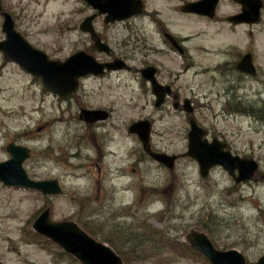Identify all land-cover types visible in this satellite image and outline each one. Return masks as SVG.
Returning a JSON list of instances; mask_svg holds the SVG:
<instances>
[{
    "label": "rangeland",
    "instance_id": "rangeland-1",
    "mask_svg": "<svg viewBox=\"0 0 264 264\" xmlns=\"http://www.w3.org/2000/svg\"><path fill=\"white\" fill-rule=\"evenodd\" d=\"M0 1L16 30L51 59L65 61L90 49V39L78 28L93 12L82 0ZM143 1L146 12L141 16L115 25H105L102 17L97 20L116 53L133 59L134 70L155 66L160 70L159 83H172L182 97L206 93L211 98L212 93L215 99L219 86L210 80L231 69L236 54L251 53L258 80L249 82L245 97L248 101L259 97L258 109H264V12L259 25L232 27L223 21L237 9L230 0L224 1L217 22L183 15L179 9L183 0ZM3 20L0 16V42L5 39ZM163 29L180 39L182 55L165 43ZM215 65L221 66L218 72L213 70ZM154 100L146 80L133 71L101 80L87 78L79 93L64 102L45 92L37 79L17 65L6 62L0 52V162L9 160L6 144L18 142L32 149L25 164L29 177L57 179L64 189L63 195L46 198L0 182L3 264H71L61 261L59 253L33 232L31 224L47 207L55 220H78L110 240L128 254V264H202L181 248L170 246L157 252L160 236L143 237L141 254H133L118 241L117 231L134 233V226L141 224L178 242L190 230L206 228L221 248L264 253V180L237 186L219 170L201 178L197 164L185 157L186 115L171 106L157 110ZM212 105L198 109L195 120L223 137L239 156L258 161V177H262L264 113L244 108L233 111L237 115L232 117L228 115L232 111L226 114L223 106ZM82 107L105 109L111 117L87 125L78 118ZM145 119L154 121L153 148L181 157L174 170L144 162L140 141L128 127Z\"/></svg>",
    "mask_w": 264,
    "mask_h": 264
},
{
    "label": "water",
    "instance_id": "water-1",
    "mask_svg": "<svg viewBox=\"0 0 264 264\" xmlns=\"http://www.w3.org/2000/svg\"><path fill=\"white\" fill-rule=\"evenodd\" d=\"M100 14L107 15L105 22L114 23L123 21L143 11L144 4L141 0H85ZM218 0H206L197 4H190L184 10L200 12L204 15L212 16L214 6ZM243 5V14L233 21L254 23L259 19V5L256 2L239 0ZM1 12V3H0ZM5 21L2 27L6 34V40L0 43V51L3 53L7 62L17 63L22 69L41 79L45 90L58 95L62 99H67L78 90V81L87 75H101L104 69H118V65L99 64L96 60L81 52L66 62L50 61L45 54L30 46V44L14 29V22L8 14H4ZM93 17L86 19L81 29L90 32L95 46L100 51L109 52V48L102 45L100 39L91 28ZM122 68V67H121ZM240 70L253 74L254 70L251 63V56L243 58L239 65ZM144 77L151 80L154 84V94L157 95V105L162 103V94L158 90L150 69L144 71ZM188 109V108H187ZM190 111V109H188ZM80 120L87 123H96L107 118L106 112L81 110ZM130 133H136L143 143L144 151L150 154L155 160L163 163L168 168L174 167L176 157H169L164 154H154L150 148L151 124L148 121L134 123L129 128ZM205 131L200 129L195 123H191L189 133L190 143L187 155L198 161L200 172L203 177L207 176L209 170L216 166H222L226 171L233 175L234 169H239L237 183L250 180L257 169L253 161L240 160L233 158L229 152L224 151L226 145L218 140L208 143L203 140ZM8 152L11 159L0 164V180L6 185L28 187L37 189L44 195H58L61 188L57 181L33 182L28 179L23 170V163L30 157L27 148L10 145ZM34 230L50 239L60 246L66 253L74 256L81 264H123V261L116 252L108 245L97 241L88 235L74 222H54L51 219L50 209H46L36 219L33 224ZM197 237V238H196ZM187 239L191 245L199 252L203 253L211 264H244L242 256L231 251L227 253L217 252L213 249L205 235L192 232ZM260 264H264L260 262Z\"/></svg>",
    "mask_w": 264,
    "mask_h": 264
},
{
    "label": "flooded vegetation",
    "instance_id": "flooded-vegetation-1",
    "mask_svg": "<svg viewBox=\"0 0 264 264\" xmlns=\"http://www.w3.org/2000/svg\"><path fill=\"white\" fill-rule=\"evenodd\" d=\"M197 1H200V0H193V1H184L183 0L182 5H180V7H179V9L181 11L180 13H182L183 15H186V16H194V17L196 16V17H199L201 19H205L204 16H197V15L191 14V13H184L182 10V8L186 4L191 3V2H197ZM224 1L225 0H219V2H218V6L216 8L217 13H216L215 18H214L216 21H219V19H217L218 14H219L218 12L222 9ZM260 1L262 3V12H264V0H260ZM232 3L237 7V10L231 16L223 17V21H225L226 23H228L229 25H231L233 27L241 26L243 24H239V25L230 24L229 18L236 16V15L241 13V7L239 5H237L236 3H234L233 1H232ZM94 22H95L96 32L100 36L101 40L111 48V53L110 54L100 53L98 51V49H96L91 42L92 45L90 46V49L93 52V55L101 63L111 64L114 62H120L119 66L123 65L122 63H124L123 68H125L124 70H121V71L116 70V72L114 71V72L106 73V75L103 77L107 78L110 75L120 73V72L136 71V73H139L141 78L144 79V77H143L144 70L149 69V67H151L152 65H146L141 70H137V69L134 70L133 67L131 66V62L133 61V59H131L130 56H128V55L117 54L115 49L113 48V46L111 44H109L107 37H105L103 35L102 31L98 28L97 21L95 20ZM259 24L260 23H258L257 25H259ZM248 26H255V25H248ZM86 37H88V36L86 35ZM163 39H164L165 43L170 48L174 49L176 52L179 53L181 51L182 52L184 51L183 46H181L182 44L180 43V39H178L175 35H173L167 29H165V30L163 29ZM179 54H181V53H179ZM243 56H244V53L243 54H241V53L236 54L235 55V58H236L235 63L229 65L230 67L232 66V68L226 69V72H221V71L218 72L216 70L217 67H221V66L215 65V67L213 68L214 71L218 72L217 75L219 77H216V79L212 78L210 80V82H211V84L214 82L213 86H219L220 91L223 89V94L220 93V91H218L216 93L217 98H215V99H212V93H211V98H209L208 94H206V93L197 94V95H195L197 97H193L190 99L184 98L174 88V85L172 83L160 84L158 79H155V80H157L156 82L160 86H162L165 89L166 88L169 89V92L166 93V96L163 98L164 102L159 107V109L163 110L167 106L168 107L171 106L173 108V110L176 111L177 113L182 114V115H186V121L187 122H190V120L195 121V116H197L198 109H211L213 107L212 102L223 106L226 114H227L228 110L232 111V112H228V115H230L232 117L237 115V113L233 112V111L243 110L244 108H251L253 110V112H255V108H257V114H258V112L260 113V109H258V106H257L260 103L259 97L257 100L253 99L251 101H248L247 98L245 97V95H247L246 92H247L249 82L257 81L258 77L257 76H251L250 74L244 73L241 70H239L238 65H239L240 61L242 60ZM252 62H253V65L256 69L257 67L255 65L254 56L252 57ZM224 66L226 67L225 64H224ZM153 67H155V66H153ZM159 74H160V70H158L156 68V78L159 76ZM93 79L98 80V78H93ZM146 85L150 86V90L152 93V91H153L152 84L150 82L146 81ZM242 92H243V95H241ZM193 95H194V93H193ZM186 103H187V106L191 110L190 116L184 111V106L186 105ZM153 104L155 105V100H154ZM197 124H199L200 126H205V125H202L201 123H198V122H197ZM208 133H209L210 137L213 135L210 130H208ZM12 142H14V141H12ZM14 143H17V142H14ZM232 150H233V148H232ZM233 151H235V150H233ZM179 158H181V157H179ZM228 179H230V178L228 177ZM259 180H260V178H258L256 176L255 182H258ZM212 242L217 249L220 248L222 250H229L232 248V247L221 248L217 244V242H219V241L214 240ZM242 253L246 259L247 264H258L259 260L262 257H264V253H262V252L252 253V251H250L249 249L242 250Z\"/></svg>",
    "mask_w": 264,
    "mask_h": 264
},
{
    "label": "trees",
    "instance_id": "trees-1",
    "mask_svg": "<svg viewBox=\"0 0 264 264\" xmlns=\"http://www.w3.org/2000/svg\"><path fill=\"white\" fill-rule=\"evenodd\" d=\"M262 112L264 113V109H262ZM143 157H146V156L144 155ZM81 224L92 236H94V237H96V238H98V239H100L102 241L110 243L111 246L118 252V254H120L123 257L125 263L128 264V260H127L128 259L127 258L128 254H126L124 251H122L117 245L112 243L110 240L100 238L94 231L89 229L86 224H84V223H81ZM113 231L116 232L117 230L115 229ZM121 232H122V234L117 231V233H118V235H117L118 236V241L122 242L124 247L132 249L133 254H137V255L141 254V250L143 249V247H145V245L142 244L141 242L144 240L143 237L147 238L148 236H151V237L154 236L153 240H155L159 236H160L159 238H162V241H161L162 244H160V243L157 244V249H158L157 252H160V251H162L164 249L170 250V246L171 247H175V248L178 247L175 244V242L173 240H171L170 238L169 239H165V237H168L165 233H163V232L161 233L159 230H156V229H148L147 226L142 225V224L139 227L138 226L137 227L134 226V233L129 232L128 230H124V231L121 230ZM158 233H159V235H158ZM135 238H138L139 240L135 241ZM49 245L53 249H55V247L53 245H51V244H49ZM179 246L181 248H183L182 246H184V245H179ZM59 256L61 257V260H63V261L69 260L73 264L74 263L78 264L72 257H69V256H67L66 254H64L62 252L59 253Z\"/></svg>",
    "mask_w": 264,
    "mask_h": 264
}]
</instances>
